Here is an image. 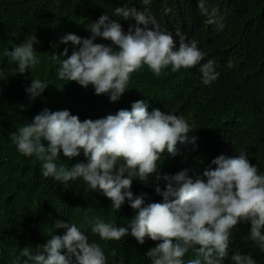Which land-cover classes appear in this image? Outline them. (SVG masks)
Returning <instances> with one entry per match:
<instances>
[{"label": "clouds", "instance_id": "1", "mask_svg": "<svg viewBox=\"0 0 264 264\" xmlns=\"http://www.w3.org/2000/svg\"><path fill=\"white\" fill-rule=\"evenodd\" d=\"M140 3L147 6L151 0ZM207 5L208 0H197L202 16L215 14V9ZM114 15L120 19L106 13L88 24V38L72 33L59 38V44L72 45L71 55L67 47L59 55L50 54L58 65L59 81L76 82L85 89L91 86L94 94L107 95L110 102L120 100L131 75L142 66H147L156 78L170 67L173 73L182 68H191L195 74L198 70L201 83L207 87L219 81L215 62L205 61L206 54L195 40L188 39L186 31L163 27L147 7L139 10L124 4L115 9ZM121 20L129 22L127 32L118 22ZM216 26L218 30L223 28L220 22ZM98 38L111 43H97ZM39 43L36 35H31L0 54L15 65L16 74L22 75L39 64L34 47ZM259 83L264 84V80L240 93L229 85L224 97L239 104L252 97L251 89ZM48 87L47 82L32 76L25 93L34 101ZM148 108L147 100L141 99L134 101L130 110L120 109L103 118L83 121L69 110L45 108L17 127L10 140L21 155L40 162L42 177L65 187L70 181L81 180L87 190L108 198L116 212L127 203L134 214L125 226L85 214L87 227L100 240L118 241L131 236L140 245L146 238L155 241L146 252L150 264H225L226 260L229 264H257L251 253L231 250L230 241L233 229L247 223L250 230L244 239L264 252V172L241 151L238 155L216 156L202 177L190 175V168L162 174L158 164L163 155L175 157L180 145H196L198 137L191 135L196 129L185 117ZM249 108L251 122L261 127L263 104L256 101ZM61 153L69 161L82 155L84 161L67 168L58 166L55 161ZM134 178L162 199L153 202L147 193L134 195ZM81 227L57 220L52 230L63 229L62 235L51 234L46 243L35 246V251L23 248L11 264H107L101 246L90 242Z\"/></svg>", "mask_w": 264, "mask_h": 264}, {"label": "trees", "instance_id": "2", "mask_svg": "<svg viewBox=\"0 0 264 264\" xmlns=\"http://www.w3.org/2000/svg\"><path fill=\"white\" fill-rule=\"evenodd\" d=\"M124 4L135 5L139 10L147 7L163 27L186 31L188 39L195 40L206 54L205 61L215 62L219 81L207 87L201 83L199 71L196 73L200 77L191 68L173 73L168 67L156 78L147 66H142L131 75L127 91L116 102H110L107 95L94 94L91 86L85 89L76 82L59 81L58 65L50 54L59 55L65 47L69 55L72 51L71 42L59 44V38L65 33L88 38V24L106 13L119 20L114 12ZM207 6L215 9V14L202 16L197 0H151L147 6L140 0H0V53L31 35L40 42L34 45L39 64L22 75L16 74L15 65L0 54V264H11L25 247L35 251V246L46 243L51 234L62 235L63 229L52 230L57 220L82 226L89 241L98 243L105 252L107 264H150L146 252L157 243L146 238L140 245L131 236L118 241L100 240L87 227L85 214L125 226L134 214L127 203L119 212L113 211L111 201L87 190L83 181H70L65 187L44 178L40 162L16 150L11 133L45 108L69 110L81 121L95 120L120 109L130 110L134 101L144 99L149 111L156 108L185 117L196 129L191 135L198 137L196 145H180L175 157L163 155L158 164L162 174L190 168V175L202 177L216 156H233L241 151L264 172V121L260 127L249 118L250 103L260 101L264 106V84L252 88V97L239 104L224 97L229 85L240 93L264 80V0H208ZM118 22L127 32L129 22ZM217 22L223 24L222 29H217ZM96 42L111 43L102 38ZM53 44L58 46L53 48ZM32 76L49 85L34 101L25 93ZM82 161V155L69 161L61 153L55 163L67 168ZM131 190L134 195L147 193L153 202L162 199L136 178ZM249 230L250 224H238L232 232L230 249L251 253L257 264H264V252L244 239ZM225 264L229 262L226 260Z\"/></svg>", "mask_w": 264, "mask_h": 264}, {"label": "bare ground", "instance_id": "3", "mask_svg": "<svg viewBox=\"0 0 264 264\" xmlns=\"http://www.w3.org/2000/svg\"><path fill=\"white\" fill-rule=\"evenodd\" d=\"M230 47H231V46H230ZM219 52H220V51H219ZM228 53H229V52H228ZM228 53H227V54H228ZM230 60H231V59H230ZM256 68H257V67H256ZM232 75H233V74H232ZM205 90H206V89H205ZM202 91H203V90H202Z\"/></svg>", "mask_w": 264, "mask_h": 264}]
</instances>
